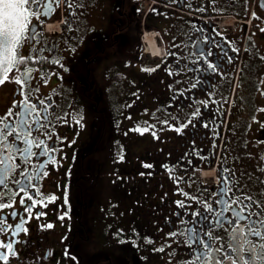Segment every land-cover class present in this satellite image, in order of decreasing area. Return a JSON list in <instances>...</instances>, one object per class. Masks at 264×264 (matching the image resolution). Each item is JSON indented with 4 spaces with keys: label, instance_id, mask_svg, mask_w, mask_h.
Masks as SVG:
<instances>
[{
    "label": "flooded vegetation",
    "instance_id": "af4514ba",
    "mask_svg": "<svg viewBox=\"0 0 264 264\" xmlns=\"http://www.w3.org/2000/svg\"><path fill=\"white\" fill-rule=\"evenodd\" d=\"M78 3L82 7L75 9V16L69 15L63 0L55 7L46 21L61 16L62 21H69L67 27L61 23L55 32H48L45 23L41 26L32 21L38 31L42 30V44L52 49V59H58L67 69L52 63L35 65L43 69L47 83L40 79V72L33 73L32 82L33 88L39 85L36 95L51 97L54 111L50 110V119L56 125L52 130L63 138L62 144L56 141L63 151L57 155L56 164L47 165L48 174L42 176L39 184L42 193L58 199L37 209L46 215L39 220L33 218L26 225L28 234L19 236L24 243L15 245L19 259L11 258L10 264H166L169 260L172 264H188L189 251L180 243L183 237L168 240L172 247L165 253L153 252L152 246L143 240L145 236L152 237L159 247L165 234L176 227L173 213L183 210L173 201L185 199L193 205L189 211L196 208L195 200L176 193L177 186L170 177H184L180 187L190 196H199L207 189L204 195L209 197L220 183L223 162L224 167L235 172L240 187L264 202L260 195L264 193V125L252 120L255 115L257 120L264 121V112L259 111L264 108V60L260 59L264 56V32L260 31L264 28V0H217L216 11L208 0ZM198 7L207 10L196 11ZM253 12L259 19L252 18ZM193 25L203 28L209 36L215 28L232 42V47L239 49L236 55L224 44L229 55L235 57L232 64L220 60L225 75L207 76L208 84L193 90L197 98L204 99L206 91L215 85L212 99L219 103L209 105L206 111L202 105L197 106L203 119L215 120L213 128L219 133L218 139L198 122L195 128L190 125L181 133L161 125L166 112L178 114L181 122L188 118L186 107L179 112L175 106L165 108L172 95L168 86L175 79H185L170 77L165 68L175 67V58L169 52L183 55L190 50L182 52L172 45L186 42L194 31ZM146 29L156 32L146 35L145 41L153 36L155 44L161 47L159 53L153 51L152 55L146 48ZM31 54L32 44L23 42L18 55ZM156 65L160 67L150 72L153 80L149 87L142 94L133 95V69ZM16 75L14 69L8 80L0 84V116L12 107L14 100L21 99L17 95L18 85L13 82ZM102 101L110 105H101ZM86 102L95 103L97 122L86 119ZM178 103L186 105L187 101L181 97ZM57 116L65 119L57 120ZM116 118L122 121L120 125ZM149 125L155 127L143 134L133 130ZM201 156L206 159H200ZM144 164L153 167L145 168ZM164 164L175 167L169 172L162 167ZM65 188L68 205L64 204ZM121 197L126 201L124 209L111 206L114 199ZM69 207L70 218L60 220L59 215ZM48 223L53 225L51 229L41 227ZM226 228L227 225L213 228V235L218 238L214 244L227 245ZM66 249L69 256H65ZM138 250L154 255H140ZM168 252L174 255L169 257Z\"/></svg>",
    "mask_w": 264,
    "mask_h": 264
},
{
    "label": "snow or ice",
    "instance_id": "6c2138e0",
    "mask_svg": "<svg viewBox=\"0 0 264 264\" xmlns=\"http://www.w3.org/2000/svg\"><path fill=\"white\" fill-rule=\"evenodd\" d=\"M61 2L62 0H0V84L5 83L9 73L15 69L17 75L13 78V82L18 85L17 95L21 97L19 100H14L12 107L0 116V264H10L11 258L19 259V252L15 245L24 243L19 236L22 233L28 234L29 229L26 225L33 218L39 220L41 216L46 215L37 209L46 208L49 203L58 199L55 195L49 196L42 193L39 184L42 176L48 174L47 165L56 164L57 155L62 153L63 149L56 141L62 144L63 138L56 136L52 130L56 125L50 119V110L54 111L51 97L36 95L39 85L33 88L32 82L33 73L40 72V79L47 83L43 69L35 65L52 63L60 68H64V65L58 59H52L50 54L52 49L42 44V30L38 31L36 24L32 21L34 19L42 26L46 19L51 18L55 7H58ZM63 2L69 9L70 16H75V9L82 7L78 0H63ZM216 3L217 0H208V5L212 6L213 11H216ZM189 7L191 8V5ZM261 7H264V4ZM206 10V7L196 9L199 12ZM252 18L259 19L255 12L252 13ZM62 23L65 27L69 25L67 19H64ZM193 29V33L188 36L186 42L172 45V47L180 48L182 52L184 49L190 50L183 55L178 52H169L168 55L175 58V67L168 65L165 68L170 77L185 78L184 80L175 79L174 83L168 86L172 95L165 108L175 106L179 112L186 107L188 118L181 122L178 114L166 112V118L161 121V125L181 133L182 129L190 125L195 128L198 122L201 127L212 130L214 139H218L219 133L213 128L215 120L203 119L201 108L197 106L202 105L206 111L209 105L219 103L212 99L216 94L215 85L206 91L204 99L197 98L193 90H199L208 84L209 81L205 79L207 76L223 77L225 73L222 71L220 60L226 59L227 63L232 64L235 57L229 55V50L238 55L239 49L232 47V42L227 41L226 37L215 28L212 29V36L206 35L203 28L195 25ZM260 31L264 32V28ZM216 36L221 39L217 40ZM23 42L32 44L31 55H18V49ZM224 44L228 45L229 50H225ZM214 56L217 58L213 59ZM260 59L264 60V56ZM20 65H23V69ZM159 67L160 65H156L142 70L155 72ZM64 70L67 71L66 68ZM176 85L181 87L177 88ZM190 93L193 94L189 95ZM181 97L187 101L186 105L178 103ZM259 111L264 112V108ZM56 119L65 118L57 116ZM252 120L264 125V121L257 120L255 115ZM76 123L79 124L80 120L77 119ZM154 127L149 125L143 129L133 130L143 134ZM152 135L158 139L154 131ZM53 137L56 138L55 141ZM49 141L52 142L49 143ZM192 144L195 145V141H192ZM216 147L214 143L213 148ZM193 151L197 150L193 148ZM189 155L185 153V156ZM120 159L122 160L123 156ZM200 159L206 158L201 156ZM188 163L191 164L192 161L189 160ZM143 167L152 168L153 165L144 164ZM162 167L171 172L175 166L170 167L164 164ZM140 175L143 176L145 173ZM170 179L177 186L176 193L187 200H195L196 208L189 211L193 205L186 203L185 199L173 201L179 209L183 210L182 213H173L177 218L176 227L165 234L166 238L160 242L159 247L155 246L157 241L152 237H143L144 242L152 246L153 252L165 253L166 249L172 247L168 240L179 235L183 237L180 243L189 251L188 264H264V202L239 186L234 171L224 167L222 162L220 183L209 197L204 195L207 189L199 196H190L180 187L184 177L177 175ZM260 195L264 196V193ZM17 197H19V209ZM64 204L68 205L67 188H65ZM69 212L70 207L58 218L60 220L70 218ZM188 217L191 219H187ZM226 225L225 230L229 232L227 245L214 244V240L218 241V238L214 237L213 228H224ZM41 227L51 229L53 225L48 223ZM133 231L135 232V229ZM136 235L138 236L139 233ZM131 242L134 246H138L134 241ZM167 255L171 257L174 252H168ZM65 256H69L67 249ZM71 258L75 259V257ZM166 264H172L171 260Z\"/></svg>",
    "mask_w": 264,
    "mask_h": 264
},
{
    "label": "rangeland",
    "instance_id": "374dc122",
    "mask_svg": "<svg viewBox=\"0 0 264 264\" xmlns=\"http://www.w3.org/2000/svg\"><path fill=\"white\" fill-rule=\"evenodd\" d=\"M57 22H54V24L52 26H57ZM145 34H150L154 32L151 30L150 33L148 31V29L145 30ZM156 33V32H155ZM149 43V41H148ZM149 47H150V43H149ZM152 48H150L151 50ZM143 68H135L133 70V94L135 93H143L148 87L149 85L152 83V76L150 74H148V72H145L142 70ZM106 105V103H103ZM101 104V105H103ZM108 105H110L109 103H107ZM92 106H88L86 105L84 107L85 110V115H86V119L90 122H97L96 117H95V113H94V107H95V103L91 104ZM107 108V106H106ZM108 109V108H107ZM143 111V109L141 110ZM133 126H136V124H134ZM111 206L115 207L118 206L121 209H124V207L126 206V201L124 198H120V199H114L111 203ZM134 203H133V207H134ZM148 256H152L154 254L152 253H148Z\"/></svg>",
    "mask_w": 264,
    "mask_h": 264
},
{
    "label": "bare ground",
    "instance_id": "6f19581e",
    "mask_svg": "<svg viewBox=\"0 0 264 264\" xmlns=\"http://www.w3.org/2000/svg\"><path fill=\"white\" fill-rule=\"evenodd\" d=\"M149 37H150V36H149ZM149 41H150V45H151V47H152L151 52L153 53V51H154V52H156V53H159L160 49H159V47L155 44V41H154L153 36L149 38ZM147 43H148V41H147ZM153 54H154V53H153Z\"/></svg>",
    "mask_w": 264,
    "mask_h": 264
}]
</instances>
